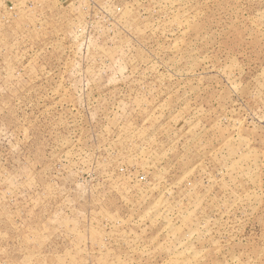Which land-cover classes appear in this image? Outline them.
Returning a JSON list of instances; mask_svg holds the SVG:
<instances>
[{"label":"rangeland","instance_id":"1","mask_svg":"<svg viewBox=\"0 0 264 264\" xmlns=\"http://www.w3.org/2000/svg\"><path fill=\"white\" fill-rule=\"evenodd\" d=\"M0 264H264V0H0Z\"/></svg>","mask_w":264,"mask_h":264}]
</instances>
